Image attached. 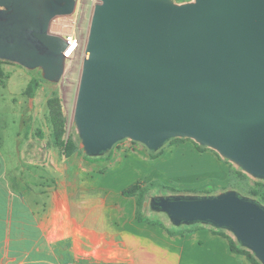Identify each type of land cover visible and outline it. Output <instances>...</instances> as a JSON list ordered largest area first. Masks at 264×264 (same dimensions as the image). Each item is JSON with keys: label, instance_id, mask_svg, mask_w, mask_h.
I'll use <instances>...</instances> for the list:
<instances>
[{"label": "water", "instance_id": "95a60500", "mask_svg": "<svg viewBox=\"0 0 264 264\" xmlns=\"http://www.w3.org/2000/svg\"><path fill=\"white\" fill-rule=\"evenodd\" d=\"M97 1L74 113L84 154L101 157L124 140L159 152L190 139L264 182V0ZM77 2L0 0V61L59 83L70 31L52 26L72 24ZM149 205L172 226L231 233L264 264L256 200L231 189L155 196Z\"/></svg>", "mask_w": 264, "mask_h": 264}, {"label": "crops", "instance_id": "0c3cea01", "mask_svg": "<svg viewBox=\"0 0 264 264\" xmlns=\"http://www.w3.org/2000/svg\"><path fill=\"white\" fill-rule=\"evenodd\" d=\"M28 142L20 160L34 164L41 152H29ZM136 148L122 165L105 172L76 153L63 168L53 158L51 169H16L0 148V264H252L209 226L198 224L186 233L189 227L164 222L176 230L172 234L138 221L136 200L122 192L141 174L155 176L148 151ZM199 153H206L210 165L188 170L226 187L228 167L208 151Z\"/></svg>", "mask_w": 264, "mask_h": 264}, {"label": "rangeland", "instance_id": "374dc122", "mask_svg": "<svg viewBox=\"0 0 264 264\" xmlns=\"http://www.w3.org/2000/svg\"><path fill=\"white\" fill-rule=\"evenodd\" d=\"M174 1L177 3H184L192 0ZM97 2V0H78L76 12L72 18V24L67 18H58L52 26L54 32H61L58 31L61 29H57V25H60V23L62 24V21L66 20L63 31H70V33L77 37L80 43L78 51L71 58H68L64 76L59 83L54 84L48 81H43L41 88L36 92L35 97L31 99L26 95L27 86L31 79L33 77H38L41 72L39 70L29 71L15 63L6 61H2L1 63L3 85H0V148L4 153L12 156L11 164H14V166L17 167L16 169H51L53 158H55V163L62 168L67 163L68 158L62 154L63 149L56 147L53 142V128L48 104L50 99H58L61 105L62 117L65 122L64 140L67 141L71 139L74 143H77L78 141V132L74 125V113L83 59L85 57V45L88 40L92 14ZM26 142L30 143L28 148L29 152H32L34 149H39L41 152V158H35L34 164H29L23 159L20 160L21 151ZM196 144V142L190 139L173 142L171 144L167 142L160 149V151H162L161 155L154 159H160L159 161L161 162L154 163V160L150 158L151 160L149 161L150 164H152V168H150L152 169L151 175L155 176V178L147 177L148 175L143 177L141 174L140 182L147 186L152 181H158L161 184L168 185L173 189L182 192L173 193L172 191H167L166 193H161L158 188L152 190L146 200L148 205L143 209L147 216H152L155 219H162L168 226L171 225L165 215L154 213L151 210L149 203L155 196L205 195L203 193L205 191H212L214 192L213 194H218L223 192L222 190L226 188L224 191L234 189L241 195L252 198L247 191L254 186L255 181L257 180L247 174L246 175L249 178L244 182H241V185L235 189L229 185V183L226 187H217L213 178L203 179L200 174L188 170L200 169L197 166L210 165V160L207 159L206 153L200 154ZM136 146L143 149V151L147 150L149 156L150 152L158 153L156 151H150L140 143L131 140H124L115 145L110 152L108 151L109 153L94 159L85 158L84 155L86 154H84L79 142V150L76 151V154H79L85 160L89 161V163H94V165L98 164V169H104L105 172L108 169H115L119 165H122L123 161L127 160L129 154L136 153ZM171 149L174 150L167 153V155L164 154V151H169ZM207 151L211 153L212 156L214 155L220 159L228 167V174H230L231 168L241 171L235 164L221 158L216 151L212 149H208ZM139 154H136V156L141 157ZM177 154H191V156L194 155L200 160H198L199 163H196L193 160L185 161L184 158H181V156ZM234 181L236 180L234 179ZM188 190H194L197 192L190 193L187 192ZM191 226L193 227V225H182L180 228L182 227V230H185L184 227L187 228ZM226 233L235 240L231 233Z\"/></svg>", "mask_w": 264, "mask_h": 264}, {"label": "trees", "instance_id": "16d2710c", "mask_svg": "<svg viewBox=\"0 0 264 264\" xmlns=\"http://www.w3.org/2000/svg\"><path fill=\"white\" fill-rule=\"evenodd\" d=\"M1 63H2V61H0V85H3V71L1 69ZM43 81H45V80L43 79L41 73H39L38 77H33L27 86L26 95L29 98L33 99L36 95V92L41 88V84ZM48 104H49V108H50V119H51V124H52V128H53L54 145L56 147L62 148L63 149L62 154L66 158H69V157L73 156L77 150H79L78 149L79 148L78 147L79 139H78L77 143H74L73 141H71V139H69L67 141L64 140L65 122H64V119L62 117L61 105L59 103V100L56 98L50 99ZM185 140H187V139L177 138V139L170 140L168 143L171 144L173 142L185 141ZM196 146H197L198 151L201 153L208 150L207 148L201 147L198 144H196ZM109 152H106L105 154H107ZM161 153H162V151H160L158 153L150 152V158L152 160H154V159L158 158L161 155ZM84 156L87 159H94V158H90L86 155H84ZM248 178L249 177L245 173H243L242 171L231 168L229 178H228L229 179V185H231L233 188L236 189L239 185H241V182H244ZM234 179L236 181H234ZM156 188H158L161 191V193H166L167 191H172L173 193H178V192L181 193L182 192V191H177L168 185L161 184L158 181H152L147 186H145L142 182L137 181V182L131 184L130 186H128L127 188H125L122 192V195L125 198H135L136 204H137L136 216H137L138 221L150 223L152 225L166 229L168 232H171L172 234H176V230L173 229V231H170L165 226L163 221H161L160 219H155L152 216L149 217L143 211L144 203L146 202L148 195L151 193L152 190H154ZM187 192L196 193L197 191L188 190ZM203 193L205 195H211L214 192L205 191ZM247 193L252 197V199H254L258 203L264 205V182L263 181H255L254 186L251 187L247 191ZM197 227H199V225H193V227L191 226V227L187 228L186 233H190L193 229H195ZM213 231H215L217 234L228 239L232 252L246 256V258L252 264H261L250 251L240 247V245L231 236H229L225 231L216 230V229H213ZM183 233H185V232H183Z\"/></svg>", "mask_w": 264, "mask_h": 264}, {"label": "built area", "instance_id": "2783aa9c", "mask_svg": "<svg viewBox=\"0 0 264 264\" xmlns=\"http://www.w3.org/2000/svg\"><path fill=\"white\" fill-rule=\"evenodd\" d=\"M64 38H65V40L68 43V48L71 47L73 44H76V48H75V51H74L76 53L78 51L79 47H80V43H79L77 37L74 34H72V33H68L67 35H65Z\"/></svg>", "mask_w": 264, "mask_h": 264}, {"label": "bare ground", "instance_id": "6f19581e", "mask_svg": "<svg viewBox=\"0 0 264 264\" xmlns=\"http://www.w3.org/2000/svg\"><path fill=\"white\" fill-rule=\"evenodd\" d=\"M62 22H63L62 24L60 23V25H57V29H61V30H58V31H61V32L63 31V29L65 27L66 20H63ZM75 48H76V44H73L71 47H69L67 49L66 55L68 56V58H71L74 55Z\"/></svg>", "mask_w": 264, "mask_h": 264}]
</instances>
